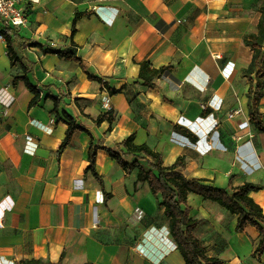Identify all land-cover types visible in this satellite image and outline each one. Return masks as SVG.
Returning a JSON list of instances; mask_svg holds the SVG:
<instances>
[{
  "label": "crops",
  "instance_id": "crops-1",
  "mask_svg": "<svg viewBox=\"0 0 264 264\" xmlns=\"http://www.w3.org/2000/svg\"><path fill=\"white\" fill-rule=\"evenodd\" d=\"M21 2L26 23L11 29L37 44L16 53L33 64L27 78L40 97L28 108L32 95L21 82L12 88L20 70L10 65L0 41V264L21 258L183 264L163 208L156 206L160 199L136 181V171L125 172L105 152L129 136L160 154L164 167L185 155L181 173L187 177L218 188H226L229 177L232 187L259 185L248 196L264 214V134L249 125V84L241 76L250 60L242 40L257 32L263 0ZM76 13L89 15L76 22L70 44ZM58 48L73 51L89 76L117 93L88 80L77 63L48 53ZM142 62L170 68L154 80V90L137 81ZM47 92L60 100L57 117ZM62 109L89 135L77 132L57 156L66 129ZM110 110L111 129L106 121L97 124ZM236 110L240 114L228 118ZM259 110L264 113V90ZM90 141L100 147L95 171L111 195L105 201L90 173L84 175ZM187 203L208 257L222 264H264V250L254 254L260 239L254 228L246 225L236 234V216L216 203L191 193Z\"/></svg>",
  "mask_w": 264,
  "mask_h": 264
},
{
  "label": "trees",
  "instance_id": "trees-1",
  "mask_svg": "<svg viewBox=\"0 0 264 264\" xmlns=\"http://www.w3.org/2000/svg\"><path fill=\"white\" fill-rule=\"evenodd\" d=\"M89 14L76 13L70 29L69 42L73 43V37L76 34V22ZM257 32L244 36L242 44L250 51V60L247 67L242 70L241 76L248 81L249 90L247 97V115L249 125L258 133L264 134V113L259 110V102L263 97L264 90V0L260 9V15L257 20ZM0 35L4 39L6 56L10 65H18L20 70L19 76L12 77L11 86L15 88L18 83H22L24 88L32 95L28 103V108L33 107L39 100L40 92L36 86L30 84L27 73H31L33 64L27 62L23 57H17L18 52L24 51L27 47L37 46L29 42L25 37L19 34L16 29L7 26L0 28ZM15 48L17 50H15ZM47 53V52H46ZM48 53L55 54L59 59L67 62L77 63L79 68L87 75L88 80L95 81L104 86L111 95L117 92L111 90L99 78L91 77L87 74L82 61L76 54L69 49H55ZM169 66L154 68L146 62L138 64L137 81L150 90L156 88L154 80L159 79L165 72L169 71ZM47 98L53 102L51 111L56 117L58 116V107L60 100L58 97L47 92ZM208 110L201 113L205 117ZM60 114L66 125L65 136L57 151V156L66 149L74 134L85 132L87 130L76 124L75 120L70 117L63 109ZM115 117L113 111L103 114L96 120V123L106 121L111 129ZM182 135L188 137L192 142L197 138L184 128H177ZM100 149L92 141L89 143L87 152V161L89 165L84 171V175L90 173L94 181L99 185L103 194V201L110 199L111 195L105 191V185L102 176L95 171L96 153ZM106 154L125 172L131 173L136 171V181L147 185L150 195L154 199H160L156 206L163 208L165 218L168 220V235L176 246L184 264H222V261L210 258L206 255L205 248L194 235L195 229L199 222L190 217L191 207L187 203V195L194 194L204 200L216 203L219 207L226 210L231 215L236 216L234 233H241L246 225L251 226L258 233L260 239L254 251V254L260 256L264 250V214L262 210L249 196L250 192L261 189L259 185L244 183L241 186L232 187V178H228L226 188H218L210 180L203 178L187 177L181 173L185 168V155L179 156L175 162L164 167L160 154L151 150L147 145H137L133 142V136H129L113 148L105 149ZM14 264H56L49 260L21 258Z\"/></svg>",
  "mask_w": 264,
  "mask_h": 264
},
{
  "label": "built area",
  "instance_id": "built-area-1",
  "mask_svg": "<svg viewBox=\"0 0 264 264\" xmlns=\"http://www.w3.org/2000/svg\"><path fill=\"white\" fill-rule=\"evenodd\" d=\"M21 0H0V21L9 28H20L25 25L26 18L22 11ZM0 41H4L0 35ZM50 48H54L53 44H49ZM104 106H108V98L103 100ZM240 111L236 110L232 114L228 115V118H233L234 115H239ZM25 140L29 142L31 138L25 137Z\"/></svg>",
  "mask_w": 264,
  "mask_h": 264
},
{
  "label": "rangeland",
  "instance_id": "rangeland-1",
  "mask_svg": "<svg viewBox=\"0 0 264 264\" xmlns=\"http://www.w3.org/2000/svg\"><path fill=\"white\" fill-rule=\"evenodd\" d=\"M180 258H181V256H180ZM183 261V260H182ZM184 264V263H183Z\"/></svg>",
  "mask_w": 264,
  "mask_h": 264
}]
</instances>
